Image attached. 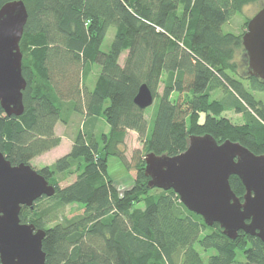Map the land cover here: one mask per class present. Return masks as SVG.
<instances>
[{"label": "trees", "instance_id": "trees-1", "mask_svg": "<svg viewBox=\"0 0 264 264\" xmlns=\"http://www.w3.org/2000/svg\"><path fill=\"white\" fill-rule=\"evenodd\" d=\"M13 1L0 0V9ZM22 1L29 14L20 43L25 111L10 117L0 105V152L14 166L31 165L60 145L57 124L68 126L75 115L84 121L71 151L38 170L49 182L65 173L76 180L21 210V223L46 233V263L206 264L202 251L214 252L208 264H264L259 238L240 232L229 239L174 191L149 188L145 175L148 154L177 156L191 136L211 135L264 155V100L256 96H264V81L239 58L244 33L223 31L245 7L264 0ZM143 84L159 100L150 120L134 103ZM228 112L243 122L233 123ZM101 120L108 132L99 130ZM129 131L143 146L133 154V169L123 149ZM110 157L136 172L124 191L108 173ZM230 185L242 200L241 180L233 176ZM71 205L83 213L67 218Z\"/></svg>", "mask_w": 264, "mask_h": 264}, {"label": "water", "instance_id": "water-1", "mask_svg": "<svg viewBox=\"0 0 264 264\" xmlns=\"http://www.w3.org/2000/svg\"><path fill=\"white\" fill-rule=\"evenodd\" d=\"M29 14L22 0L0 9V105L7 116L25 111L23 54L20 43ZM248 71L264 81V7L248 22L242 37ZM155 97L143 84L134 103L146 110ZM149 188L174 191L181 203L201 216L205 224H218L231 240L240 232L264 243V155H255L240 143H218L211 135L191 136L187 150L177 156L145 157ZM238 177L245 187L241 200L232 190L230 178ZM56 194L31 165L14 166L0 152V263L47 264L43 251L45 231L21 223L23 207L32 208L39 199Z\"/></svg>", "mask_w": 264, "mask_h": 264}, {"label": "rangeland", "instance_id": "rangeland-1", "mask_svg": "<svg viewBox=\"0 0 264 264\" xmlns=\"http://www.w3.org/2000/svg\"><path fill=\"white\" fill-rule=\"evenodd\" d=\"M264 7V1H258L253 4L248 5L245 7L242 11L241 14L235 15L232 20L227 23L223 27L224 32H231L236 35H241L242 33H245L247 28H245L246 22L251 20L258 12L259 10ZM114 35V30H112L109 34V37L105 41L102 50L104 52L109 51L112 39ZM246 54L242 55V52L239 53V58L242 59L245 57ZM126 55H123L120 64H124V59ZM97 70V69H96ZM248 70V68H247ZM96 73V71H95ZM95 73L94 76H92L89 79V85L91 86L92 83L94 82L95 79ZM164 91V85L161 84L159 89H158V94H162ZM258 99L264 100V96L262 94H256ZM215 97L218 99L221 97L220 93H217ZM159 100L155 99L154 103L151 107L147 108L146 110V117L147 120H150L152 118V115L157 110ZM225 117L230 119L233 123L239 124L243 122V116L237 115L234 112H228L224 114ZM204 115H201L200 122L204 121ZM83 122V117L81 116H73V120L71 125L69 126H64V125H59L55 129L56 136L61 138V143L60 146L54 150H52L49 153H46L44 155H41L40 157L36 158L31 162V166L35 170H41L42 168L46 166H51L53 165L58 159L66 156L72 149V143L71 140H74L75 136L77 133L80 131V126L82 125ZM99 130L102 132H108L109 130L107 129L105 123L103 120L99 121ZM143 146L140 143L138 139V135L136 132L129 131L125 140V146L123 149L126 152V159L131 163L132 169L134 168V165L132 163V158L133 154L135 151L142 150ZM75 172V171H73ZM108 173L110 177L116 182V184L119 186V189L121 191H124L128 189L129 187L132 186L135 177H136V172L131 170L129 171L127 167L125 166L124 162L118 158V157H110L108 161ZM77 178V174H62L56 178V181L49 182L52 186L56 187L59 186L61 188H65L69 185H71ZM139 207H143V204H141ZM83 213V208L77 205H71L66 208V213L65 216L69 219L80 215ZM201 254L203 256L204 262L208 264V259L211 254H214V252H211L209 254H206L201 251ZM238 261L240 262H245L244 256L240 255L238 258Z\"/></svg>", "mask_w": 264, "mask_h": 264}, {"label": "crops", "instance_id": "crops-1", "mask_svg": "<svg viewBox=\"0 0 264 264\" xmlns=\"http://www.w3.org/2000/svg\"><path fill=\"white\" fill-rule=\"evenodd\" d=\"M83 122H84V121H83ZM83 122H82V125H83ZM59 125H63V124H60V123L57 124L56 128H57ZM69 125H71V124H69ZM69 125H68V126H69ZM82 125L80 126V128L82 127ZM64 126H65V125H64ZM71 143H73V140H71ZM59 146H60V145H59ZM59 146H58V147H59ZM58 147H57V148H58ZM55 149H56V148H55ZM53 150H54V149H53ZM51 151H52V150H51ZM51 151H50V152H51ZM48 153H49V152H48ZM45 154H46V153H45ZM43 155H44V154H43ZM37 158H38V157H37ZM35 159H36V158H35ZM35 159H34V160H35Z\"/></svg>", "mask_w": 264, "mask_h": 264}]
</instances>
